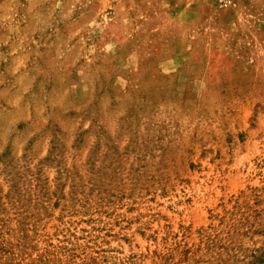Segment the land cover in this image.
<instances>
[{"label":"rangeland","instance_id":"374dc122","mask_svg":"<svg viewBox=\"0 0 264 264\" xmlns=\"http://www.w3.org/2000/svg\"><path fill=\"white\" fill-rule=\"evenodd\" d=\"M212 1L0 0V264H264V0Z\"/></svg>","mask_w":264,"mask_h":264},{"label":"crops","instance_id":"0c3cea01","mask_svg":"<svg viewBox=\"0 0 264 264\" xmlns=\"http://www.w3.org/2000/svg\"><path fill=\"white\" fill-rule=\"evenodd\" d=\"M177 0H172V2H176ZM181 2V11L184 13L187 17L190 15H195L197 13H201L203 18L199 23L198 27H201V29L204 30V32L207 29H213L216 31H219V29L228 28L231 22V17L238 16L239 13H242V9L240 10L237 5L235 7H229L225 10L217 11L214 16H211V14L208 12V6L204 0H179ZM213 4V1H212ZM177 14V12H176ZM194 19V16H191ZM192 22V21H191ZM188 22V25L190 26V23ZM159 25V24H158ZM163 25V24H162ZM165 26L159 25V28L165 27L166 28H173L171 24H169L168 21L164 23ZM191 28V27H189ZM205 34V33H204ZM202 37V35H200ZM207 37L204 35V38ZM203 38V43H205V39ZM182 39V38H181ZM200 41V38H199ZM158 46H175V49L173 53H169V51H166V49H163L165 53L163 57L160 59V68L161 71L167 72L169 70H172L176 67L175 61H182L185 59L184 54L188 51V49L184 48H178L177 46L181 45H192L193 42L191 39L186 37V39L177 40L174 37L170 36H163L156 39V42H153ZM202 44V42L200 41Z\"/></svg>","mask_w":264,"mask_h":264},{"label":"built area","instance_id":"2783aa9c","mask_svg":"<svg viewBox=\"0 0 264 264\" xmlns=\"http://www.w3.org/2000/svg\"><path fill=\"white\" fill-rule=\"evenodd\" d=\"M213 2L219 8H226L235 5L236 0H213Z\"/></svg>","mask_w":264,"mask_h":264}]
</instances>
